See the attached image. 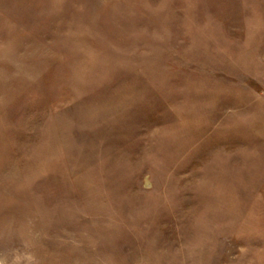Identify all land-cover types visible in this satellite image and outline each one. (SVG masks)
Masks as SVG:
<instances>
[{
    "label": "rangeland",
    "instance_id": "1",
    "mask_svg": "<svg viewBox=\"0 0 264 264\" xmlns=\"http://www.w3.org/2000/svg\"><path fill=\"white\" fill-rule=\"evenodd\" d=\"M0 264H264V0H0Z\"/></svg>",
    "mask_w": 264,
    "mask_h": 264
}]
</instances>
